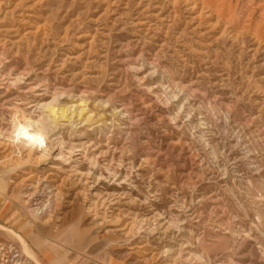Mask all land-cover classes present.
Here are the masks:
<instances>
[{
  "label": "rangeland",
  "instance_id": "obj_1",
  "mask_svg": "<svg viewBox=\"0 0 264 264\" xmlns=\"http://www.w3.org/2000/svg\"><path fill=\"white\" fill-rule=\"evenodd\" d=\"M0 264H264V0H0Z\"/></svg>",
  "mask_w": 264,
  "mask_h": 264
},
{
  "label": "bare ground",
  "instance_id": "obj_2",
  "mask_svg": "<svg viewBox=\"0 0 264 264\" xmlns=\"http://www.w3.org/2000/svg\"><path fill=\"white\" fill-rule=\"evenodd\" d=\"M9 129L5 140L9 145L28 151L41 147V135L35 121L15 116Z\"/></svg>",
  "mask_w": 264,
  "mask_h": 264
}]
</instances>
